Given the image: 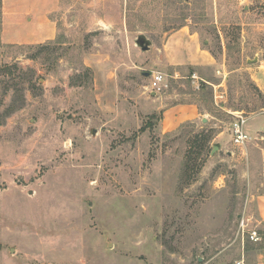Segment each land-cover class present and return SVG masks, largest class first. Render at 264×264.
<instances>
[{
    "label": "rangeland",
    "instance_id": "1",
    "mask_svg": "<svg viewBox=\"0 0 264 264\" xmlns=\"http://www.w3.org/2000/svg\"><path fill=\"white\" fill-rule=\"evenodd\" d=\"M1 5L0 264H257L260 150L234 145L221 106L248 127L264 111L249 70L264 65V0H58L56 36L30 45L3 43ZM182 29L233 71L224 105L212 67L163 66ZM185 101L218 126L167 130L163 109Z\"/></svg>",
    "mask_w": 264,
    "mask_h": 264
},
{
    "label": "crops",
    "instance_id": "2",
    "mask_svg": "<svg viewBox=\"0 0 264 264\" xmlns=\"http://www.w3.org/2000/svg\"><path fill=\"white\" fill-rule=\"evenodd\" d=\"M58 7V0H2L1 5V37L4 44L9 45H30L42 43L53 39L56 36V22L53 13ZM164 65L170 69H176L173 77L182 76L183 69L187 66H210L217 74L213 80L207 81L213 88L215 104L223 105L227 101L226 79L233 72L227 70L226 60L218 61L211 52L203 48L197 34H193L186 29L177 31L169 36L164 46ZM251 78L260 92L264 95V65H254L251 69ZM228 113L235 112L227 106H221ZM164 124L167 130L176 128L185 121L201 120L203 125L213 124L218 126L219 121L211 112L205 109L200 110L199 105L192 101L179 102L175 105L163 109ZM235 118V116H234ZM258 118L255 125L246 126L250 140L246 145L251 146L250 153L253 156L255 151L253 146L260 150V181L256 191L252 193L254 200V214L252 218L259 224L264 225V111L255 116ZM248 125V122H247ZM262 130V145L259 142L250 145L253 140H259L257 134ZM260 135V134H259ZM225 129L219 130L214 136V141L222 148L227 146L225 139ZM257 140V141H258ZM252 164H256L252 161ZM255 165H252L254 168ZM262 249V247L260 248ZM257 264H264V251L259 250L255 254Z\"/></svg>",
    "mask_w": 264,
    "mask_h": 264
},
{
    "label": "built area",
    "instance_id": "3",
    "mask_svg": "<svg viewBox=\"0 0 264 264\" xmlns=\"http://www.w3.org/2000/svg\"><path fill=\"white\" fill-rule=\"evenodd\" d=\"M151 86L157 91H161L164 87H167V76L165 73L154 71L152 73ZM234 121L232 123V142L237 147H242L247 144L251 139L249 133L246 130L248 117L242 112L234 113ZM251 239L258 240V232L256 230L252 231Z\"/></svg>",
    "mask_w": 264,
    "mask_h": 264
},
{
    "label": "water",
    "instance_id": "4",
    "mask_svg": "<svg viewBox=\"0 0 264 264\" xmlns=\"http://www.w3.org/2000/svg\"><path fill=\"white\" fill-rule=\"evenodd\" d=\"M138 44L142 47L143 50H148L150 48L149 42L146 41L145 39H141ZM146 74L148 75L149 73H146ZM216 149H219V147L215 146L214 150Z\"/></svg>",
    "mask_w": 264,
    "mask_h": 264
}]
</instances>
